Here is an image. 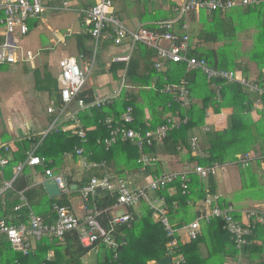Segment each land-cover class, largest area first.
<instances>
[{"label":"trees","instance_id":"trees-1","mask_svg":"<svg viewBox=\"0 0 264 264\" xmlns=\"http://www.w3.org/2000/svg\"><path fill=\"white\" fill-rule=\"evenodd\" d=\"M174 6V0H169L167 10H156L152 20L172 19L175 16ZM113 16H115L114 12ZM251 27H255L257 33L248 60L258 64V75L254 81L263 85L264 3L257 7L237 8L226 12H192L189 15L188 55L205 60L215 69L241 71L248 78V69L240 63L237 34ZM107 30L112 34L111 29ZM82 38L84 41L92 40L90 35ZM108 43L114 45L109 38L102 41V45ZM124 44L128 43L125 41L122 45ZM79 52L85 57L92 56V50L85 48L84 42L79 45ZM154 61L155 51L137 44L127 65L110 62L108 71L113 80L120 83L124 76L125 84L130 89L123 91L121 97L111 104L78 115L81 128L86 133V142L83 143L76 135H70L72 132L65 133L61 129L48 133L35 151L36 156L50 161L45 168L53 169L58 160L66 157V154H72L73 159H77L75 149H83V155L89 162H105L108 167L111 163L122 166L123 170L118 172L117 176H122L125 170H138V151L132 144L119 143L106 150L103 145L96 143L97 140L108 137V130L103 124L104 120L108 117L117 119L128 106H131L134 117L131 128L143 133L165 124L169 114L180 119L187 117L186 124L169 131L162 143L146 148V154L156 158L172 157L187 168L195 162L201 166L221 165L231 163L238 154L258 153L260 158L256 159L255 165H252L256 166V170L251 165L238 168L241 180L244 181L243 186L248 188V195L256 202H263L264 168L259 174L257 171L261 163L264 165V96L259 98L257 94L244 90L238 84H227L223 81L215 83V86L219 87L217 92L199 71L187 72L183 64L167 63L165 71L161 73L154 69ZM48 79L50 76L45 75L44 80ZM182 79L187 82L191 98V105L187 110L180 108L175 100L177 97L175 94L161 93L165 86L178 85ZM153 80L156 83V91L148 89ZM41 82L36 79L35 87L47 92L50 97H53L55 104L59 105L60 97L56 89V81L53 86ZM93 93L92 90L84 89L79 97L89 103L96 97ZM257 101L261 103L259 109H256ZM224 109L230 110L225 129L216 131L213 126L205 123L208 110L211 114L219 115ZM254 112L257 114V119L253 118ZM50 116V122H52L54 116ZM204 125L209 128L207 132L202 131ZM193 138L197 141L196 150L203 152L206 155L205 158H200L196 154L197 151L192 150ZM27 143L28 140L23 139L18 146L22 150L23 145ZM7 157L9 163L3 172L4 177L10 179L13 167L25 156H22L19 150L11 152ZM29 168L31 167H26L13 182V190H9L0 198V220L6 222L11 220L15 225L27 224V209L14 211L19 205L16 192L24 191L30 208L46 223L51 224L56 219L54 206L68 208L66 193H62L59 198L49 199L42 185L35 189H28ZM34 168L41 169L44 173L43 167ZM91 171L85 174L79 183L73 181L70 176L65 177L68 191H71V185H76L77 190L81 191L93 176L98 178L102 176L99 170ZM160 173L158 171L152 174ZM180 185L181 183L175 182L154 194L155 197L164 200L168 208V218L175 228L195 221L204 199L208 195L218 194L215 176H209L206 179L196 175L190 176L185 195L182 194ZM116 197L115 193H108L107 196L95 194L84 201L86 208L100 212L99 221L106 229L113 217L110 211L116 202ZM228 202L223 197L219 201V203L232 204ZM136 207L139 214H136L133 208L129 209L127 212L132 215L133 220L129 224L117 226L112 233L114 241L124 245L112 251L100 244V251L104 250L103 257L97 258L90 264H148L163 258L168 249L173 250L171 257H182L183 264H237L238 261V264H264V229L258 225L251 229L249 236L246 237V244L240 250L236 248L230 234L223 229V222L220 219L209 220L201 228L202 235L198 239L181 243L177 236L173 239L166 237L163 227L152 220V212L146 204L139 203ZM190 210L194 211V218L187 220ZM173 240H176V246L168 248L167 245ZM88 252V249L81 247L77 235L73 232L66 233L60 241L44 237L37 243L33 255L28 256L14 252L6 239L0 237V264H86L83 258ZM115 254L117 259H114ZM49 255H51L50 258Z\"/></svg>","mask_w":264,"mask_h":264},{"label":"built area","instance_id":"built-area-1","mask_svg":"<svg viewBox=\"0 0 264 264\" xmlns=\"http://www.w3.org/2000/svg\"><path fill=\"white\" fill-rule=\"evenodd\" d=\"M47 0H0V67L5 65H17L31 63L37 57V54L25 50L20 45V37L28 33V22L40 19L41 15L49 9L46 6ZM264 3V0H175V16L168 20H159L149 25L138 26L134 29L126 27L119 19L113 16V0H95L94 5L80 11L82 16L81 24L88 28V33L92 39L94 49L93 58L86 61L83 67H80L74 57H65L58 63L59 74L57 84L59 90L60 104L50 103L47 113L54 116L51 125L39 133L38 141L31 151L25 153V157L13 167L10 179L4 177L3 170L9 163L7 157L11 148L7 143H0V198L9 190H13V182L18 178L26 167H43L46 179H54L61 193L68 192V186L61 177L54 176L52 170L45 168L49 161L35 155V151L42 140L50 133L61 129L70 135H76L81 141L86 142V133L82 130L78 115L88 110L98 109L111 104L119 99L123 91L130 89L125 84L124 76L121 78L118 88L111 95L96 96L93 101L86 103L79 95L92 73L94 66V55L100 43L109 38L115 46L122 45L125 41L128 43V51L113 59V62L125 63L130 61L131 55L137 44H141L155 51L154 69L157 72H163L167 63L183 64L187 72L199 71L207 81L218 92L219 87L215 86L218 81L227 84H238L250 93H255L260 98L264 96V84L259 85L254 80L248 79L241 71H227L211 67L205 60L189 57V15L192 12L199 11H221L226 12L237 8L257 7ZM64 8L68 4L64 3ZM111 29L112 34L106 31ZM148 89L156 91V83L153 81ZM161 93H173L177 97L176 102L181 109L187 110L191 105L190 93L187 88V82L182 79L178 85L165 86ZM261 107L260 101L256 103V109ZM187 117L167 116L166 123L147 132H141L131 128L134 123L133 108L128 106L125 111L117 118L108 117L104 120V125L108 130V137L97 140V144L103 145L106 150L111 149L119 143H130L138 151L137 164L141 172L147 168L155 167L157 158L146 154V148H151L154 144H160L172 129H178L180 125H185ZM209 130L207 125L202 127L203 132ZM30 136L31 137H34ZM32 139V138H31ZM192 150L197 151V141L195 138L191 141ZM75 154L81 159V166L84 170H101L102 176L98 178L93 176L90 182L85 185L80 193L83 201L96 194V189L102 193H115L116 202L111 210L124 208L126 212L120 216H113L108 222V229L104 228L99 221L100 212L96 209H88L84 205L86 214L78 217L70 212L68 208L54 206L56 219L53 223H46L41 217L35 214L30 208L24 196V191H17L19 205L14 211L26 208L28 222L27 224L15 225L10 220H0V237L6 239L11 249L24 256L33 255L36 245L44 237H50L62 240L66 233L73 232L77 235L79 244L82 248L88 249L87 255L100 252V244L107 249L116 251L124 243L117 244L112 238V233L117 226L129 224L133 217L127 212L136 207L139 203H144L152 212V220L159 223L167 238H180L184 243L198 239L202 235L200 220L207 222L211 219H220L223 222V229L232 237L237 249H241L246 244V237L249 236L251 229L256 225L264 229V203L253 205L248 209L240 210L231 204L219 203L222 199L220 194L208 195L198 210L204 213L195 221L175 228L168 218V208L163 199L154 196L155 192L166 189L175 182L181 183L182 194L185 195L188 190L190 176L196 175L201 179L209 176H216L219 171H224L229 166L241 168L249 167L260 156L247 153L235 155L231 163L214 164L212 166H201L192 163L186 169L153 175L149 181L142 186L132 187L128 180L118 177L108 171L105 162H89L83 155V149H75ZM200 158L206 155L197 151ZM66 156L73 158L72 154ZM45 179V180H46ZM172 191V190H171ZM181 236V237H180ZM176 240H173L169 247H175ZM117 259V255H114ZM172 259V264H183L182 257ZM239 261L237 262V264Z\"/></svg>","mask_w":264,"mask_h":264},{"label":"crops","instance_id":"crops-1","mask_svg":"<svg viewBox=\"0 0 264 264\" xmlns=\"http://www.w3.org/2000/svg\"><path fill=\"white\" fill-rule=\"evenodd\" d=\"M47 1L45 4L49 9H47L46 11L50 12L51 14L52 19L49 18L51 20V25H53L55 28L61 27V25H65L67 32V35H65V37H62L61 35H59V33H57V30L54 31V38L56 39V40L54 39L55 42L53 41L52 37H51L52 39H50V43L53 44L52 49L56 47V44L58 43L66 44L67 41L72 38L73 39L72 45L74 49L73 51L75 54H72V52H60L59 56L57 57H52L50 54L43 55L42 53L49 52L50 48L41 49L39 47V42L36 41L35 37H30L26 42V46L27 47L30 46V48L27 49L24 46L23 48L25 50H29L32 53L37 54V57L33 60V62L17 64V65H5L0 67V143H6V144L8 143L12 152H16L20 150L22 156H25V153L27 151H31L33 149L35 143L38 141L39 133L45 131L49 127L50 115L47 113V108L49 107L50 103L55 102L53 97H50L47 92L40 91L35 87L36 79L37 81L38 80L39 82L42 81L41 83H47L50 86L51 84L53 86V83L56 81V89L58 90L57 76L59 72L58 74L53 75L50 69L55 67V65H57L58 68L59 61L65 57H74L77 60L80 67H83L86 61H89L92 58V56L91 58L85 57L83 56V54L79 52V45L82 44V42H84V47L87 48L88 50L89 49L92 50L93 53L92 40L84 41V39L82 38L85 37L86 35H89V33H88V28H86L83 24H81L82 16L80 11L93 5L95 3V0H52L51 3H48ZM156 1H159L160 3L162 2L163 4L160 5V8H156V10H160V11L167 10L169 0H156ZM65 2L68 4L67 9L64 8ZM140 7L141 4L138 2V0H128L127 5L123 4L121 6L119 5V2L117 4L116 0H114L113 9L115 16L128 28L134 29L138 26L149 25L153 22H157L155 20H152V16L155 15L154 12L150 13L144 9L141 10ZM46 11H44V13ZM59 12H63L67 14L62 16L58 14ZM42 15L40 19L32 20L28 22L29 24L28 33L25 36L20 37L22 42L24 37H28L32 29L37 30L39 24L43 23V21L45 23L46 20L42 19ZM161 20H168V19H161ZM51 25L46 24V29L50 32L52 31ZM102 46L105 52L102 61H106L105 63L106 65L105 68L96 71L94 83L98 82L97 87L98 85H100L99 87H104L103 91H106L105 90L106 85H108L112 81V86H114L116 85L117 82L113 80L111 74H109L108 71L109 63L113 62V59L115 57L125 54L128 51L127 50L128 45L124 44L122 46L117 47L111 43H108ZM18 70L25 73V75H30L33 78L32 79L34 84L33 90L35 91V92L33 91L34 92L33 95L32 94L28 95L26 91L22 93L23 90H21L19 86L17 87V85L14 84L16 81L15 79L17 78L16 74L18 73ZM45 75L50 76V79L44 80ZM93 88H94L93 82L89 81L84 89L85 91L92 90L95 96L107 95L104 94L106 92H103V95L102 94L98 95L97 93H95ZM45 96L47 97L48 101L46 103V112L44 115L41 114L42 106L40 105L39 98L42 97L44 98ZM28 98H33L36 101L30 104L28 102ZM207 113L208 114L205 119L206 124L213 126V128L216 131L223 130L227 127V120L230 115L229 109L222 110L219 115L211 114L210 110H208ZM20 115H23V117H21ZM253 118L257 119V114L255 112L253 113ZM33 135L35 136L31 137L32 138L31 139L30 136ZM23 139H27L28 143L24 144L23 149L21 150L20 147L18 146V143L21 142ZM78 159L75 160V163H73L72 161L74 160H71V158L68 156L62 158L60 161L58 160L57 165H55V167L51 169L53 175L61 177L64 180L65 177L70 176L73 181L79 183V181L85 174L90 173L92 171L82 169V171L78 173V171H76L79 163ZM157 162H160L161 164L156 163L155 167L147 168V170L143 172H141L139 169L125 170L124 174L118 177L125 178L126 180L129 181L132 187H137V186H142L140 185L142 179H145L147 177L148 178L152 177L153 176L152 173L155 172L157 173L158 171L161 173H166V172L181 171L186 169V167L183 164H180L175 158L172 157L160 156L157 158ZM168 162H169V166L167 165ZM172 162H175L177 164L178 167L177 169L171 168L172 165L170 163ZM165 165L168 167V169L166 168ZM261 166L263 169L264 168L263 163H261ZM230 167L232 166H229L227 169L221 171L220 174H217L215 176L218 186V194H220L224 199L229 201L228 203H232L231 205H233L235 208L240 210H245L253 205L264 203V201L256 202L254 201L253 198H251L248 195L247 192L248 188H245L243 186L244 185L243 179L241 180V176L235 173V171L238 172V170L236 168H230ZM107 168L108 171L115 176H117L118 172H121L123 170L122 166H118L115 163H111V165H109V167L107 166ZM92 170H97V169H92ZM259 173L260 172H258V174ZM28 175L30 181V185L28 186V189L38 188V186L42 185V182L46 179L41 169L29 168ZM76 187H77L76 185H71L70 187L71 191H68L65 194V196L68 202V210L74 213L75 215H77L78 217H82L86 214L84 210V201L83 198L81 197L80 191L77 190ZM74 191H76V193H73ZM201 207L202 206H200L199 209ZM121 209H123L122 213L119 212V210ZM133 210L135 211L136 214H139L137 207L133 208ZM125 212L126 209L119 207L111 210L110 215L120 216ZM167 247L169 248V244L167 245ZM50 257L51 255H49V258ZM153 263L155 262H150L148 264H153Z\"/></svg>","mask_w":264,"mask_h":264},{"label":"rangeland","instance_id":"rangeland-1","mask_svg":"<svg viewBox=\"0 0 264 264\" xmlns=\"http://www.w3.org/2000/svg\"><path fill=\"white\" fill-rule=\"evenodd\" d=\"M47 2L51 3L52 0H48ZM116 2H117V4L119 2V5L121 6L123 4L127 5L128 0H116ZM138 2L141 4V7H140L141 10L144 9L147 12H150V13L151 12L156 13V8H160V5H163L162 2L160 3L159 1H156V0H150V1L149 0H138ZM58 14L64 16L67 13L59 12ZM49 18L52 19L51 18V14H50V12L46 11L42 15V19L46 20L45 23L43 21V23L39 24V27H38L39 30L38 29L37 30L32 29L30 34L28 35V37H24L23 38V42L20 39L19 40L20 41V45L22 47L24 46L27 49L30 48V46H28V47L26 46V42L28 41V39L30 37H35L36 41L39 42V47L41 49L50 48V51L49 52H43L42 53L43 55L50 54L52 57H57V56H59L60 52H72V54H75L74 51H73L74 49H73V45H72V43H73V39L72 38L69 39L66 44H61V43L56 44V47H54V49H52L53 44L50 43V39L53 38V41H54V39H55L54 38V31L57 30V33H59V35H61L62 37H65V35H67V32H66V26L65 25H61V27L55 28L53 25H51V20ZM46 24H48V25L50 24L52 26V31L51 32L46 29ZM256 33H257V29L255 27H251V28H249L246 31L238 32V34H237V47H238V51L240 53V57L239 58L241 59L240 63L242 64V66H245L248 69L247 75H248V78L250 80H254L257 77V75H258V69H257L258 64L255 61H249L248 60V55L253 50V46H254V43H255V34ZM104 53H105L104 52V48H103L102 42H101L99 47H98V49H97V51L95 52L93 70H92L91 75L89 76V79H88L87 83L89 81L93 82V86H94L93 89H94L95 93H97L98 95H101V94L103 95V92H106L104 94L111 95L113 93V91L117 89V87L119 85V82L118 83L116 82V85L112 86V81H111V83L106 85V89H105L106 91H103L104 87H99L100 85H98V87H97L98 82L94 83L95 76H96V71L105 68L106 61H102ZM93 54H94V49H93V53H92V58H93ZM50 71H51V73L53 75L58 74L59 65H58V68H57V65H55V67L50 69ZM103 76H105V75H103ZM16 77L17 78L15 79L16 81H15L14 84L17 85V87L19 86V88L21 90H23L22 93H24V91H26L28 93V95L29 94L33 95L34 92H35L33 90L34 89V84H33V80H32L33 78L30 75H25V73H23V72H21L19 70H18V73L16 74ZM87 83H86V85H87ZM86 85H85V87H86ZM131 91H133V90H131ZM45 97L44 98L43 97L39 98L40 105L42 106V113L41 114H44V115H45V112H46V103L48 101L47 97L46 98ZM19 100H21V99H19ZM35 101L36 100L33 99V98H28V102L30 104H32ZM32 107H35V106H32ZM20 116L23 117V115H20ZM50 117H49V120H50ZM50 125H51V122H50L49 126ZM257 155H258V153H257ZM77 159L71 158V160H74V161H72L73 163H75V160H77ZM78 161H79V163H78L76 171H78V173H79V172L82 171L83 168L81 166V159L80 158L78 159ZM170 164L172 165V167H171L172 169H177L178 168L177 164L175 162H172ZM167 165L169 166V162L167 163ZM252 165H255V162H253L251 164V166ZM166 168L168 169L167 166H166ZM230 168H236L238 170V172L235 171V173L240 175V171H239L237 166H232ZM252 168H254L256 170V166H252ZM261 171H262V166H260V169L257 172H261ZM220 173L221 172L219 171L218 174H220ZM148 181H149L148 177L145 178V179H142L140 185H145ZM79 200H81V199H79ZM119 212L122 213L123 209L119 210ZM193 218H194V211L190 210L189 213L187 214V220H192ZM199 223H200L201 227H204L207 224V221L202 219V220L199 221ZM186 240L187 239L185 238V243H187ZM103 253H104L103 249L100 251V253L98 255L94 254V253H91L88 256H85L83 258V260H84L83 262L86 263V264H90L91 262L96 261L97 258L101 259L103 257Z\"/></svg>","mask_w":264,"mask_h":264},{"label":"water","instance_id":"water-1","mask_svg":"<svg viewBox=\"0 0 264 264\" xmlns=\"http://www.w3.org/2000/svg\"><path fill=\"white\" fill-rule=\"evenodd\" d=\"M42 187L44 189V191L46 192L47 196L50 199H55L59 196H61V191L59 190L57 184L55 183L54 179H46L42 182ZM96 194L97 195H105L107 196L108 193H102V191L98 188L96 189ZM200 214L203 216L204 213H198L197 217H200ZM173 255V250L172 249H168L166 251V255L161 258L160 260H158L157 262L153 263V264H172V259L171 256Z\"/></svg>","mask_w":264,"mask_h":264}]
</instances>
